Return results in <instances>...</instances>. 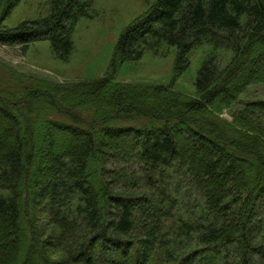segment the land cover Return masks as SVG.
<instances>
[{"label": "trees", "instance_id": "obj_1", "mask_svg": "<svg viewBox=\"0 0 264 264\" xmlns=\"http://www.w3.org/2000/svg\"><path fill=\"white\" fill-rule=\"evenodd\" d=\"M22 2L0 0V47L47 41L68 63L94 0L6 27ZM205 45L191 97L176 82ZM166 50L169 86L119 81ZM109 68L62 85L0 75V264H264V100L243 102L264 85V0H158Z\"/></svg>", "mask_w": 264, "mask_h": 264}, {"label": "rangeland", "instance_id": "obj_2", "mask_svg": "<svg viewBox=\"0 0 264 264\" xmlns=\"http://www.w3.org/2000/svg\"><path fill=\"white\" fill-rule=\"evenodd\" d=\"M51 1L23 0L5 26L14 28L26 21L45 18ZM157 1L94 0L90 12L92 18L81 19L73 33L75 51L68 63L55 58L47 41L33 44L27 54L22 47H0V75H8V70H11L29 79L61 85L103 78L110 73L114 49L123 31L136 19L143 17ZM210 53L211 47L207 45L193 52L189 70L176 82L177 91L191 97L195 95L198 71ZM162 55L165 57L148 52L138 63L123 65L119 71V81L169 86L174 78L176 53L166 50ZM252 100H264V85L250 89L243 102ZM223 117L231 119L229 113ZM256 217L257 213L253 218Z\"/></svg>", "mask_w": 264, "mask_h": 264}]
</instances>
